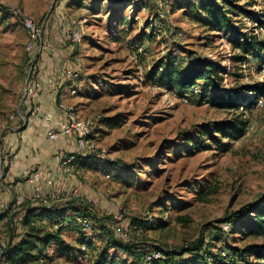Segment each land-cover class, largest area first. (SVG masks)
Returning <instances> with one entry per match:
<instances>
[{
    "label": "rangeland",
    "instance_id": "obj_1",
    "mask_svg": "<svg viewBox=\"0 0 264 264\" xmlns=\"http://www.w3.org/2000/svg\"><path fill=\"white\" fill-rule=\"evenodd\" d=\"M181 1L188 6L185 11L170 13L169 6L163 7L160 0L134 13L129 29L132 32L116 41L111 30L116 23H110L108 10L113 0H104L94 14H90L89 7L79 5L78 0H0V210L11 201L6 190L12 184L6 181L10 163L6 138L14 128L24 125L14 116L31 104L25 97V87L31 71L37 69V58H31L26 49L30 35L13 9L21 10L43 29L54 10L67 6L66 18L81 27L82 32L74 54L82 58V75L75 83L76 93L69 89V95L76 99L68 105L79 117L94 120L92 139L98 148L106 149L104 159L124 163L123 169L109 166L112 173L108 179L104 176L109 169L105 162L79 174L90 189L84 196L96 200L92 228L86 232L90 255L83 258L76 251L78 256L57 257L55 264H106L109 259L132 264L130 251L116 246L130 236L136 238L131 241L140 248L155 242L175 249L197 244L202 238L208 242L212 236L215 251L226 245L242 248L263 241L245 236L238 229L230 231L231 226L222 238L215 232L217 226L224 230L225 224L230 225L227 219L246 212L234 221L243 226L242 222L251 220L255 214L252 210L264 197V107H257L256 103L247 109L256 92L249 90L258 88L264 73L256 55L242 61L233 58L243 53L232 42L233 34L197 21L189 4L205 0ZM216 5L221 6L237 32L264 38V33L255 31L257 23L260 25L264 19V0H218ZM245 10L253 12V16H246ZM123 12L127 19L133 16L132 7L127 6ZM155 21L162 32L154 27L158 33L155 39L133 44L140 29L147 34L153 31L152 26H147L149 22L155 25ZM168 53L183 57L185 63L189 61L187 56L219 61L225 67L222 88L239 91L240 108H217L210 96H203L198 90L187 95L157 85L155 79L147 76L148 72ZM260 97L264 98V93ZM77 100L79 103L75 104ZM115 116L123 120L122 124L115 128L106 126L104 119ZM238 117L246 122V132L233 141L224 139L230 142L226 151L202 134L220 121ZM196 141L204 142L205 149L197 152L192 148ZM98 190L103 195L97 196ZM120 213L123 219L113 223L109 216ZM134 218L149 221L143 232H137ZM65 238L76 244L78 234L68 230ZM138 262L153 264L145 262L143 255Z\"/></svg>",
    "mask_w": 264,
    "mask_h": 264
},
{
    "label": "trees",
    "instance_id": "obj_2",
    "mask_svg": "<svg viewBox=\"0 0 264 264\" xmlns=\"http://www.w3.org/2000/svg\"><path fill=\"white\" fill-rule=\"evenodd\" d=\"M84 1L78 0V4L89 7L91 14H94L101 7L104 0H89V4H83ZM217 1L192 2L189 7H192L191 9L194 11L197 21L213 27L214 30H223L233 34L232 42L235 47L241 48L243 52L242 55L233 56V58L242 61L249 55H256L259 65L262 67L264 65V38H259L256 34L247 36L237 32L238 28L233 25L230 18H227L221 6L216 5ZM181 2V0H169L167 6H169L170 13H175L177 10L185 11L188 6L182 5ZM229 2L231 3L232 0H229ZM150 5L143 0H113L112 4L108 6L111 14L110 23H116V26L111 29L113 31L112 38L116 41L124 40L132 32H129V29H131L135 20L134 13H138ZM127 6L133 8V16L129 19L126 18L123 12ZM203 12L206 15H203ZM245 14L246 16H253V12L248 10H245ZM225 23L227 26L224 27ZM259 23L264 25V19L260 20ZM149 26L153 27V31L147 34L140 29L138 35L133 37V44L136 41H152L155 39L158 33L152 23L149 22L147 28ZM30 57L33 58L32 55ZM187 57L189 61L185 63L183 57H174L168 53L166 58L160 59L154 64L147 76L155 79L157 85L178 93L188 95V93L198 90L203 96H210L211 103L217 108H240L241 104L237 101L239 91L236 88H222L221 80L225 67L219 61L200 56ZM69 83L71 82L68 80L67 84ZM257 85L258 88L249 90H255L256 92L254 98L248 101L247 109H251L257 103V99L264 93V82ZM246 88H249V86ZM104 121L109 128L118 127L123 122L122 119L116 116L105 118ZM245 132L246 122L238 117L232 121H220L210 130L207 129L202 132V134L212 139L214 143H218L219 146H223L224 151H226L230 146V142H224V139L233 141L243 136ZM91 137H94L93 132ZM204 145V142L196 141L192 148L200 152L205 149ZM75 155L78 173L81 175L84 171L99 168L98 162L107 163L108 168L109 166L115 169L124 168V163L119 160L112 161L109 158L104 159L80 153ZM105 171L112 173L110 168ZM17 197V195H13V199L0 210V229L3 233L0 236V264H55L57 257L60 256L68 254L78 256V252L79 256L83 258L90 255V237L86 232L89 228H92L91 215L95 202L89 201L84 195L79 198H72L64 205L53 204L48 195L41 198H33L31 195L23 197L21 203H17ZM252 212L255 213L254 216L251 217V220L242 222L243 226L240 223L236 225L234 221L246 215V212L236 215V218H233V216L231 219H227L231 226L230 231L238 229L245 236L263 239V241L250 243L242 248L226 245L219 248V251H215V247L211 246L212 236H210L208 242L206 238H202L197 244H186L181 249L164 248L161 245H156L155 242H153L154 244L148 242L143 248H140L137 244L132 243L136 238L131 236L127 241H118L116 246L122 250L130 251L133 258L132 264H138L141 255H143L145 262L153 264H264V197L257 203V208L253 209ZM109 217L113 223L117 222L114 216ZM84 218L90 221L88 229H84L82 225ZM132 223L136 225L137 232H143L149 221L134 218ZM216 229L215 236L217 237L222 238V235L227 233L220 226H217ZM68 230L78 234L76 244L65 238V232ZM76 245H78L77 248ZM153 250L161 252V257L148 259ZM113 261L109 259L106 264H112ZM113 264L120 263L117 260Z\"/></svg>",
    "mask_w": 264,
    "mask_h": 264
},
{
    "label": "crops",
    "instance_id": "obj_3",
    "mask_svg": "<svg viewBox=\"0 0 264 264\" xmlns=\"http://www.w3.org/2000/svg\"><path fill=\"white\" fill-rule=\"evenodd\" d=\"M66 9L67 6H59L54 10L51 21L43 28L41 46H36L35 52L38 50L33 55L30 53L37 58L34 72L41 80L42 89L36 102L42 110L32 122L14 128L7 135L5 150L9 154V161L13 162L8 168L6 179L12 183L9 186L11 190L6 188L10 199L13 195L28 197L33 193V184L27 174L30 169L37 172L35 184L42 186V196H50L53 204L64 205L71 200L70 190L73 186H79L85 195L90 193L89 187L78 176L61 171L63 156L78 153L75 135H65L59 142L48 137L49 131L66 119L60 102L70 104L76 99L69 95L65 76V69L76 65L75 46L70 41L71 31L76 24L74 22L72 25L66 18ZM49 180L52 183H48Z\"/></svg>",
    "mask_w": 264,
    "mask_h": 264
},
{
    "label": "built area",
    "instance_id": "obj_4",
    "mask_svg": "<svg viewBox=\"0 0 264 264\" xmlns=\"http://www.w3.org/2000/svg\"><path fill=\"white\" fill-rule=\"evenodd\" d=\"M144 2H147L149 4H157L160 0H143ZM163 1V7H165L167 4H169V0H162ZM165 5V6H164ZM159 8L162 9L160 6ZM144 8L143 10H145ZM168 11V10H167ZM14 15L19 18L20 22L23 24L25 29L27 30L28 34L30 35V40L26 46V49L30 51L31 54L35 53V49L37 45L41 46L42 42V34L43 29L40 26L39 23H37L33 18L25 15L21 10L19 9H13ZM153 24V23H152ZM154 25V24H153ZM154 27H159L158 24H156ZM158 33L162 32V27L160 26L157 29ZM256 32L264 33V25H259L257 23V29ZM82 39V32L81 27L76 25L74 29L71 31L70 34V41L75 46L76 44H79ZM75 67L67 68L65 69V76L67 80H69L71 83L68 85V89L71 93H76L77 89L75 86V83L82 75V58L79 55H75ZM261 72L264 73V65L261 67ZM264 82V80H263ZM42 89V83L41 80L38 79L37 75L35 74L34 70L31 71V74L29 75L28 82L25 87V97L26 99L31 103L29 106L26 107L25 111L18 110L16 116H14L15 120H22L23 124H28L29 122H32L41 112L42 107L40 104L36 102V99ZM257 107H264V98L259 97L257 99ZM59 106L63 109L66 119L61 122L56 128L52 129L48 133V137L50 140L54 142H59L65 135L68 134H74L75 135V142H76V148L78 150V153L83 155H92L99 158H105V155H107V151L104 148H98L96 144L94 143L92 139V132L94 127V120L90 118H81L77 115L75 112L73 106L65 104L64 102H60ZM114 160V159H110ZM13 162L9 163V166L12 165ZM61 171L64 173L71 175V176H78L80 178L78 173V165L76 162V155L68 154L63 156L62 162H61ZM27 174L30 175L29 180L33 184V193L31 196L33 198H41L43 188L42 186L35 184V179L37 177V172H35L33 169H30L27 171ZM105 178H111L110 173H106ZM84 179H87L86 176H84ZM48 183H52V180H49ZM91 182L89 181V184ZM72 198H79L82 197L84 194L82 193L79 186H73L70 190ZM97 196L103 195V192L101 190H98L96 193ZM86 198L89 201L95 202L94 198L86 196ZM23 199V196L17 197V203H21ZM123 216L122 214H115L114 219L116 221L122 220ZM82 225L84 229H88L90 227V221L87 218H84L82 220ZM230 225L225 224L224 230L228 231ZM161 252L158 250H153L151 254L148 256V259L153 258H160Z\"/></svg>",
    "mask_w": 264,
    "mask_h": 264
},
{
    "label": "water",
    "instance_id": "obj_5",
    "mask_svg": "<svg viewBox=\"0 0 264 264\" xmlns=\"http://www.w3.org/2000/svg\"><path fill=\"white\" fill-rule=\"evenodd\" d=\"M29 79V78H28Z\"/></svg>",
    "mask_w": 264,
    "mask_h": 264
}]
</instances>
